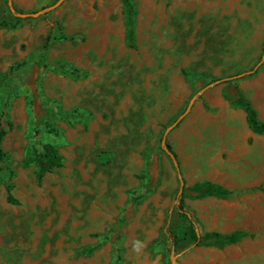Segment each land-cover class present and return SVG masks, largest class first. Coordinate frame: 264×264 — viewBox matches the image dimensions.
Here are the masks:
<instances>
[{
  "label": "rangeland",
  "instance_id": "374dc122",
  "mask_svg": "<svg viewBox=\"0 0 264 264\" xmlns=\"http://www.w3.org/2000/svg\"><path fill=\"white\" fill-rule=\"evenodd\" d=\"M12 1L21 13H33L57 0ZM131 1L135 47L125 42L120 0H63L38 16L19 17L14 29L0 27V111L5 110L6 129L0 264H171V254L177 264H219L214 260L237 248L253 250L254 261L264 264V135L252 134L244 112L223 98L225 82L204 90L166 143L186 186L234 182L227 200L186 197V209L227 210L228 227L249 236L222 250L172 243L169 229L180 232L186 223L176 208L177 172L161 142L199 89L259 62L264 0ZM3 19L15 20L7 0H0ZM232 80L264 122L262 68ZM34 90L47 109L43 120L28 103ZM195 125L216 127L218 138L231 128L232 135L244 138L245 148L239 142V149L230 151L218 139L208 143L210 149L196 145L193 157L182 131ZM43 143L53 144L63 163L37 183L34 165L22 162L29 145L40 150ZM212 157V164L205 163ZM7 184L16 204L6 200ZM122 218L113 241L106 230ZM205 225L197 226L199 234L208 231Z\"/></svg>",
  "mask_w": 264,
  "mask_h": 264
},
{
  "label": "trees",
  "instance_id": "16d2710c",
  "mask_svg": "<svg viewBox=\"0 0 264 264\" xmlns=\"http://www.w3.org/2000/svg\"><path fill=\"white\" fill-rule=\"evenodd\" d=\"M121 2V13L123 15V24H124V38L127 46L135 47V15L136 10L131 0H120ZM15 10L21 12L16 6ZM19 17L15 16L13 22L7 20H0V27H10L14 29L18 25ZM50 36L46 37L45 42L42 45V50H45L48 46ZM12 66L9 70L3 75V78L11 77L13 70L18 67ZM264 72V62L260 65ZM193 82L198 84L200 79L198 77L194 78ZM225 87L222 90V96L225 100L228 101L229 105L232 108H239L244 112L245 122L249 130L256 135H264V122L258 117L257 111L245 96L241 93L238 86L234 83V80L228 79L225 80ZM28 103L32 108V111L37 120H43L44 116L47 113V109L42 105L40 101L39 94L36 90L32 91L31 95L28 97ZM57 115L65 118H74L75 114L72 112L57 111ZM5 120V110L0 111V161L3 160L4 152L1 147V142L6 133L4 127ZM168 149L173 152L169 143H166ZM63 163V157L57 148L51 143H43L41 149H37L34 144L29 145L26 150L25 156L23 158L22 164L28 166L33 164L35 167V177L37 183H40L45 176V174L51 172L54 168L60 167ZM3 167L0 165V172ZM12 185H6V200L9 203L16 204L17 200L12 196L11 189ZM232 194V191L225 186L211 181V180H201L196 181L193 184L184 186L182 189V194L177 203V213L179 217L186 223V226L180 232H175L169 229L170 240L175 245L179 241H188L192 242L197 246L205 247H215L222 249L227 245L235 244L239 242L244 237L249 236L250 234L244 230L238 229L231 232H220V231H205L201 234L197 232L196 222L191 216L190 212L186 209L185 198L190 199H202L205 197H215L219 199H227ZM142 197V193L133 196L131 198L130 207L139 202V199ZM125 219H120L118 223L111 225L106 230V236H110L115 241L116 236L119 234L120 227ZM93 247L87 248L85 252H91ZM84 252V251H81Z\"/></svg>",
  "mask_w": 264,
  "mask_h": 264
},
{
  "label": "crops",
  "instance_id": "0c3cea01",
  "mask_svg": "<svg viewBox=\"0 0 264 264\" xmlns=\"http://www.w3.org/2000/svg\"><path fill=\"white\" fill-rule=\"evenodd\" d=\"M223 129V128H222ZM220 129V130H222ZM208 130V131H207ZM226 130L224 133H226L228 136L226 138H218L216 134L219 132L216 130V127H208L205 125H195L193 127H190L187 129V131H182L183 132V137H182V142L184 144L189 145L191 151L193 152V157L196 156L198 153L196 151L197 146L200 148H211V145L208 144L211 142L214 143V141L220 139V145L223 141L227 143L230 146V151L232 150H237L239 142L241 143L242 149L245 148V140L244 138L238 139L237 136L232 135L233 132H231V128H224ZM251 132V131H250ZM252 133V132H251ZM205 134V135H203ZM253 134V133H252ZM256 135V134H254ZM197 145V146H196ZM178 160V159H177ZM213 157L212 158H207V161L205 163L207 164H212L213 163ZM180 166V165H179ZM216 182V181H214ZM226 188L230 189L234 187V182L233 181H224V182H217ZM205 200H209L210 202H217V201H225L227 199H219L215 197H205ZM191 216L196 222V226H199L200 223H205V229L208 231H220V232H231L234 230L241 229L240 227H233L229 228L228 223L230 222L231 219V213L227 210H217V209H205L204 211H198V212H193L189 211ZM242 230V229H241ZM244 240V238L242 239ZM240 242V241H239ZM238 243V242H237ZM235 243V244H237ZM235 244L227 245L224 248H228V246H232ZM205 247V246H204ZM216 250H222L218 249L215 247H208ZM226 253V254H224ZM223 255L219 257V259H215L214 261H218L219 264H237L238 262L244 261L247 259L246 264H257L254 261V254L253 250L247 249V248H237V249H231V251L223 252ZM197 264H211V261H201L198 260Z\"/></svg>",
  "mask_w": 264,
  "mask_h": 264
},
{
  "label": "water",
  "instance_id": "95a60500",
  "mask_svg": "<svg viewBox=\"0 0 264 264\" xmlns=\"http://www.w3.org/2000/svg\"><path fill=\"white\" fill-rule=\"evenodd\" d=\"M63 0H57L55 3H53L52 5L48 6V7H45L39 11H36V12H33V13H21V12H17L15 10V7H14V4H13V1L12 0H7V4H8V7L10 9V11L15 15V16H18V17H28V16H38L40 14H43L49 10H52L54 9L55 7H57ZM264 62V48H263V53L261 55V58L259 60V62L251 69V70H248V71H245L243 73H239L237 75H234V76H230V77H225V78H221V79H217L215 81H213L212 83H208L207 85H205L204 87H202L201 89H199V91H197L189 100L185 110L174 120L173 123H171L167 128L166 130L164 131L163 133V136H162V139H161V142H162V146H163V149L164 151L169 155V157L171 158L172 160V163L175 167V170L177 172V177H178V180H179V190H178V193H177V203L179 202V199L181 197V194H182V189H183V186H184V179L182 177V174H181V171H180V166H179V162L177 160V157L173 154L172 151H170L166 145V137H167V134L169 133V131L176 125L179 123V121L188 113V111L190 110L193 102L204 92L205 89H207L208 87H210L212 84H216V83H219L221 81H225V80H228V79H235V78H239L245 74H250L252 73L253 71H255L262 63ZM170 261H171V264H177L176 263V255L174 254H171L170 256Z\"/></svg>",
  "mask_w": 264,
  "mask_h": 264
}]
</instances>
